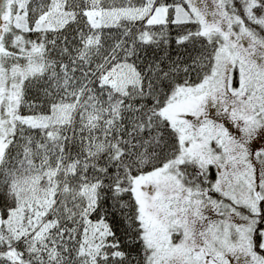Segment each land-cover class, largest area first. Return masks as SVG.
<instances>
[{
    "label": "snow or ice",
    "instance_id": "snow-or-ice-1",
    "mask_svg": "<svg viewBox=\"0 0 264 264\" xmlns=\"http://www.w3.org/2000/svg\"><path fill=\"white\" fill-rule=\"evenodd\" d=\"M0 264H264V0H0Z\"/></svg>",
    "mask_w": 264,
    "mask_h": 264
},
{
    "label": "trees",
    "instance_id": "trees-1",
    "mask_svg": "<svg viewBox=\"0 0 264 264\" xmlns=\"http://www.w3.org/2000/svg\"><path fill=\"white\" fill-rule=\"evenodd\" d=\"M35 37L33 36V39H34ZM173 47H174V45H173Z\"/></svg>",
    "mask_w": 264,
    "mask_h": 264
}]
</instances>
